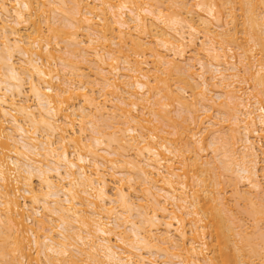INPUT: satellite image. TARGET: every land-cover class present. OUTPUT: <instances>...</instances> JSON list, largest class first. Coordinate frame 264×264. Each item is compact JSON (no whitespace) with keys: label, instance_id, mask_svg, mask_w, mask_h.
<instances>
[{"label":"bare ground","instance_id":"bare-ground-1","mask_svg":"<svg viewBox=\"0 0 264 264\" xmlns=\"http://www.w3.org/2000/svg\"><path fill=\"white\" fill-rule=\"evenodd\" d=\"M260 178L264 0H0V264H264Z\"/></svg>","mask_w":264,"mask_h":264},{"label":"rangeland","instance_id":"rangeland-1","mask_svg":"<svg viewBox=\"0 0 264 264\" xmlns=\"http://www.w3.org/2000/svg\"><path fill=\"white\" fill-rule=\"evenodd\" d=\"M234 12H235V13H238L239 11H238L237 9H235ZM217 30H218V29H217ZM60 45H63V43H61ZM234 50H236V49H234ZM237 51H238V50L234 51V53H236ZM187 53L189 54V51H188ZM187 53H186V55H187ZM227 53L231 54L230 51H227ZM71 58H72V56H71ZM73 59H74V58H73ZM82 63H84V65H85V62H81V64H82ZM84 65H83V66H84ZM196 66H197V65H196ZM195 68H197V67H194L193 69H195ZM195 70H196V69H195ZM240 74H241V73H240ZM241 75H242V74H241ZM238 79H241V76H239ZM241 85L243 86V83H242ZM94 87L97 88V85H94ZM187 92H188V91H187ZM187 92H186V94H187ZM186 94H185L184 96L187 97V98L189 99L190 96L188 95V96H189V97H188ZM96 95H97V93L95 94V96H96ZM169 106H171V105H169ZM169 106H168V109H170V113H171V115H173V116L175 117L174 110L176 109V106H173V105H172L170 108H169ZM174 117H173V118H174ZM213 118H215V116H213ZM175 119H179V118H175ZM164 128L167 129V127H164ZM168 128L170 129V127H168ZM256 138H257V137H256ZM236 144L238 145V143H236ZM256 144L259 145V146H261V145L263 144V139H262V138H261V139L257 138V139H256ZM208 151H209V149L207 148V151H203V152H201V153L204 154L205 152H208ZM258 153L260 154L259 150H258ZM207 157H208V156H207ZM260 157H261V154H260L259 157H258V158H259V161H258V162L261 163V159H260ZM260 165H261V164H259V166H260ZM258 173H260L259 170H258ZM260 179H261V180H260L261 183L264 184V178H260ZM223 180H225V178H223ZM223 180H222V181H223ZM262 181H263V182H262ZM223 183L225 184L224 181H223ZM224 184H223V186H224ZM238 186L241 187V186H243V184H239ZM225 187H226V190H224V193H225L224 196L226 195V198H228L227 196L230 195V199H231V198H232V195L229 194V193H230V192H229V187H228V186H224V189H225ZM227 189H228V190H227ZM225 191H226V192H225ZM19 192H20V191H19ZM226 193L229 194V195H227ZM228 202L230 203L231 201L228 199ZM243 215H244V213L242 214V217H243V221L245 220V221H244V222H245V225H247V228H248L247 230H248V231H251V230L253 229L252 225L248 227L249 221H250V223H251V220H250V219L247 220L246 216H245V215L243 216ZM246 221H248V222H246ZM246 223H248V224H246ZM251 224H252V223H251ZM259 225H260V224H259ZM258 249H259V251L261 252L260 247H259Z\"/></svg>","mask_w":264,"mask_h":264}]
</instances>
